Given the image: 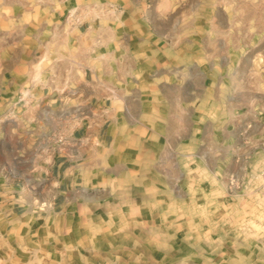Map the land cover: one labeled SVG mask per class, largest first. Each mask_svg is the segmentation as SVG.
Segmentation results:
<instances>
[{
	"label": "rangeland",
	"instance_id": "rangeland-1",
	"mask_svg": "<svg viewBox=\"0 0 264 264\" xmlns=\"http://www.w3.org/2000/svg\"><path fill=\"white\" fill-rule=\"evenodd\" d=\"M6 3L0 10V78L8 64L16 63L20 74L33 72L28 86L39 84L42 70L58 67L60 55L37 57L35 37L66 38L76 19H109L115 25L111 34L134 39L135 76H127L124 44L113 45L124 55L119 62L111 55L91 60L99 69L104 62L108 73L116 71L118 63L125 80L120 84L116 76L102 73L94 77L93 82L104 87L106 113L111 114L112 104L121 113H141L137 96L144 94L150 113L145 119L136 115L134 127L144 130L146 121L152 137L160 134L166 145L150 155L128 156L88 140L90 166L76 165L72 172L77 180L55 188L47 184L52 180L56 185L59 173L63 177L56 165L68 144L61 125L55 124V149L48 155H16L22 142L3 134L0 182L24 186L18 189L24 202L18 218L0 215V264H264V178L259 172L250 177L235 173L232 186L230 175L225 178L220 171L214 177L207 170L205 158L185 155L190 133L200 141L207 137L227 108L232 113L257 110L264 116V0ZM68 3L74 5L75 18L63 20L58 15ZM16 51L27 58L10 59ZM53 80L62 90V76ZM118 84L125 89L119 98L113 91ZM84 98L85 93L72 92L67 100L80 105L72 109L91 120L92 132L98 128L94 114L100 111L94 108L95 98L94 105ZM74 145L72 158L78 155ZM51 164L55 172L40 171V166ZM31 165L38 169L27 170ZM206 180L223 185L231 199L224 202L218 192L201 195L193 184ZM248 180L251 187H245ZM31 191L38 194L34 202H28Z\"/></svg>",
	"mask_w": 264,
	"mask_h": 264
},
{
	"label": "crops",
	"instance_id": "crops-1",
	"mask_svg": "<svg viewBox=\"0 0 264 264\" xmlns=\"http://www.w3.org/2000/svg\"><path fill=\"white\" fill-rule=\"evenodd\" d=\"M6 6V0H0V10ZM72 6L68 3L62 13L59 12L58 17L64 20ZM45 8L49 11L54 10L53 6L45 5ZM102 19L96 16L94 19L78 21L66 38L50 37L49 35H40L34 38L37 46L33 49V53L37 57L60 55L57 59L58 67L48 66L42 70L40 75L43 79L39 84L32 86L29 84L30 86H28L27 82L31 80L33 72L28 71L20 74L18 71L21 65L16 63L8 64L0 78V140L3 138V134L5 138L8 134H13L16 139H20L22 147L17 150L16 155L24 156L35 153L48 155L55 149L53 137L56 130L55 124L61 125L59 130L64 132L68 139V144L63 148L66 153L62 158H58L59 162L56 165L59 171L63 169L64 175L61 177L59 173L56 185L51 180L47 186L61 188L65 182L73 183L77 180L76 175L72 172L75 170V166L82 165L80 169L82 167L87 169L90 166L88 164L91 162L87 155L88 140H95L96 145L102 148L109 145L117 154H127L128 156L150 155L152 150L160 151L166 145V139L162 138L160 134L158 139L152 137L146 121H143L144 130L139 131L134 127L136 115L145 119L150 113L149 107L146 109L149 99L144 94L137 96L141 100V113L135 115L130 111L127 114L121 113L119 108L114 107L113 104L110 109L111 114L106 113V102L103 100L107 99L104 96L105 90L102 84L93 82L94 77L102 73L103 75L116 76V80L120 84H124L125 80L119 71L118 63L116 71L108 73L103 71L104 62L100 63L101 69H99V66L92 65L91 60L97 59V56L101 55L102 61L105 55H111L114 57V59L111 58L113 61L116 59V62H119L120 59H124V55H121L113 45L124 44L126 45L125 59L129 67L127 76L134 78L135 46L132 35L125 34L119 37L111 34L110 29H113L115 25H110L111 20L109 21V19L107 23H104ZM59 22L62 23V20L59 19ZM43 25L46 29L50 27L48 21H45ZM1 38L0 35V40ZM145 41L143 39V42ZM11 54L10 59L27 58L24 52L16 51ZM61 61L62 63H59ZM55 76H62V90L51 83ZM114 87L113 91H117V97H122L119 93L125 89L119 84ZM26 88H29V94L26 92L27 98L24 101H19L18 97ZM72 92L85 93L88 98L84 99L90 100L91 105H94L95 98L96 106L94 108L100 111V113L94 114L96 124H98L96 130L90 132L92 130L89 126L91 120H88L80 110L72 109V107L77 108L80 105L71 106L68 103L67 98L71 97ZM130 99L128 97V101ZM117 105H119V101ZM261 114V111L257 110H254L253 114L248 110L232 113L230 108H227L226 112L222 113L223 119L212 124V132L207 137L200 141L197 134L190 133V136L185 140L191 142L190 151L185 155L196 157L198 160L205 158L208 162L207 170L214 173V177L215 173L220 171L225 178L240 172L244 177L258 173L264 168V116ZM77 124L79 126H76ZM248 125H251L250 129H248ZM73 144L78 147V155L75 158L71 157ZM203 145H205L203 147L205 150L200 151L199 148ZM8 148H12L10 142ZM54 164L40 166V171L47 174L55 172ZM36 168L38 169V167ZM36 168L31 165L27 167V170L34 171ZM247 183L248 185L245 187H251L253 184L249 180ZM193 186L201 195L218 192L224 202L229 201L232 197L225 192L223 185L216 186L210 180L194 183ZM23 187L19 183L7 180L0 182V215L3 218H18L19 206L24 202L20 199L23 196H20L18 189ZM9 193L12 195H8ZM37 196L36 192L31 191L28 202H34L37 200Z\"/></svg>",
	"mask_w": 264,
	"mask_h": 264
},
{
	"label": "built area",
	"instance_id": "built-area-1",
	"mask_svg": "<svg viewBox=\"0 0 264 264\" xmlns=\"http://www.w3.org/2000/svg\"><path fill=\"white\" fill-rule=\"evenodd\" d=\"M75 12H76L75 9L74 10H69L68 11V14H67V19L75 18V16H74ZM76 20L79 21V19H76ZM22 94L23 93L20 94V97L18 99L19 101H24V97L26 96V94H23V95ZM250 128H251V125H248V129H250ZM258 175L264 178V168L261 171H259V174ZM229 180H231V185L233 186L235 184V182H236V175H235V173L230 175Z\"/></svg>",
	"mask_w": 264,
	"mask_h": 264
},
{
	"label": "bare ground",
	"instance_id": "bare-ground-1",
	"mask_svg": "<svg viewBox=\"0 0 264 264\" xmlns=\"http://www.w3.org/2000/svg\"><path fill=\"white\" fill-rule=\"evenodd\" d=\"M24 93V92H23Z\"/></svg>",
	"mask_w": 264,
	"mask_h": 264
}]
</instances>
